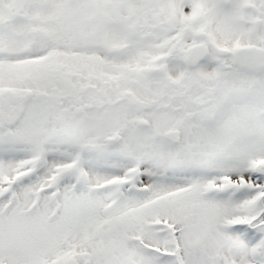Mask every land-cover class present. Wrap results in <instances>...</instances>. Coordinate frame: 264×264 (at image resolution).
Segmentation results:
<instances>
[{
	"label": "snow or ice",
	"instance_id": "snow-or-ice-1",
	"mask_svg": "<svg viewBox=\"0 0 264 264\" xmlns=\"http://www.w3.org/2000/svg\"><path fill=\"white\" fill-rule=\"evenodd\" d=\"M0 264H264V0H0Z\"/></svg>",
	"mask_w": 264,
	"mask_h": 264
}]
</instances>
